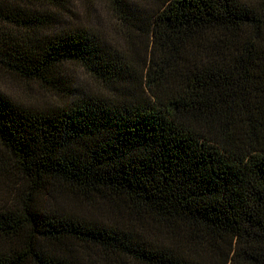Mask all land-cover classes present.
Masks as SVG:
<instances>
[{"label": "trees", "instance_id": "trees-1", "mask_svg": "<svg viewBox=\"0 0 264 264\" xmlns=\"http://www.w3.org/2000/svg\"><path fill=\"white\" fill-rule=\"evenodd\" d=\"M103 2L0 0V264H264V0Z\"/></svg>", "mask_w": 264, "mask_h": 264}, {"label": "rangeland", "instance_id": "rangeland-1", "mask_svg": "<svg viewBox=\"0 0 264 264\" xmlns=\"http://www.w3.org/2000/svg\"><path fill=\"white\" fill-rule=\"evenodd\" d=\"M66 14L68 23H77L91 29L99 30L108 39L119 40L118 23L107 8L103 0H68ZM59 27V24H58ZM137 51H141V45L137 44ZM143 52L141 51V54ZM64 80L73 86L72 88L85 91H103V87L90 78L82 68L68 65L63 69ZM0 89L12 100L26 106L44 107L54 102L55 97L51 92L42 90L35 84H26L10 78H0ZM0 190V197H1Z\"/></svg>", "mask_w": 264, "mask_h": 264}]
</instances>
